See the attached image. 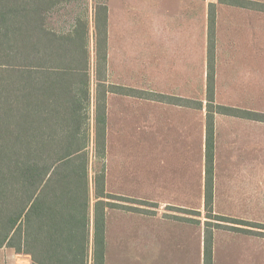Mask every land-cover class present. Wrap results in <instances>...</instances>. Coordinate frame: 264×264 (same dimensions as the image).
Listing matches in <instances>:
<instances>
[{"label": "trees", "instance_id": "obj_1", "mask_svg": "<svg viewBox=\"0 0 264 264\" xmlns=\"http://www.w3.org/2000/svg\"><path fill=\"white\" fill-rule=\"evenodd\" d=\"M79 1L88 0H0V248L29 256L31 264H104L103 172L92 181L89 177L91 144L97 158L104 156V91L95 83L91 137L87 12L66 34L48 26L55 8ZM93 9L96 79L102 78L105 64L107 13L103 3ZM209 31L207 177L213 113L264 122L250 111L212 110L213 16ZM195 108L202 109V103ZM211 258L209 237L204 264H211Z\"/></svg>", "mask_w": 264, "mask_h": 264}, {"label": "rangeland", "instance_id": "obj_2", "mask_svg": "<svg viewBox=\"0 0 264 264\" xmlns=\"http://www.w3.org/2000/svg\"><path fill=\"white\" fill-rule=\"evenodd\" d=\"M220 1L231 3L233 0ZM161 2L173 8L176 17L180 13L182 19L185 18V21L182 20V30L189 35L186 50L190 49L191 84L185 88H148L158 93L191 96L192 111L158 104L149 107V116L156 114L168 118L170 126L165 129L159 127L154 133L145 134V165L151 167L162 161L168 168L175 169V177L157 174L152 179L149 172L144 199L137 203L123 198L121 207L130 211L136 203L143 206L145 229L150 233L158 236L160 229L168 228L171 236L166 251L170 264H204L205 241L209 237L212 245L211 264H264V196L258 199L252 186V178L257 177L256 169L259 166L264 168V123L217 115L212 139V172L207 177V95L204 84L211 32L209 16H216L217 9L214 8V0ZM240 2L247 7L244 13H236L233 17L249 20L250 28L240 36L221 31L222 37L217 43L219 55L216 61L214 56L212 59V72L216 69V96L212 110L217 111L215 107L224 106L239 110L237 114L250 111L264 119V32L262 35L257 32V25L264 30V26H261L264 25V13L254 10L258 5L262 8L264 0ZM86 7L85 1L60 5L50 14L49 28L66 34L77 18L84 17ZM220 10L219 18L228 16L226 6ZM212 40L214 49V32ZM90 47L89 72L92 75V43ZM199 103H202V109L195 108ZM90 154L89 177L92 181L103 172L104 162L94 155L92 147ZM209 177L212 204L207 212L205 197ZM237 179L240 183H236ZM132 236V232L127 231L123 235L126 245L111 248L109 264H118L119 257H122V264H135L136 248L135 242L130 241ZM160 242L163 243L154 240L153 246L151 241H145L144 249H139V255L144 256L146 264H153L152 260L158 264Z\"/></svg>", "mask_w": 264, "mask_h": 264}, {"label": "crops", "instance_id": "obj_3", "mask_svg": "<svg viewBox=\"0 0 264 264\" xmlns=\"http://www.w3.org/2000/svg\"><path fill=\"white\" fill-rule=\"evenodd\" d=\"M95 3L93 0L87 1L85 19L88 22L90 57L91 43L93 47L91 58L93 60V74H90L92 93L90 105L91 137L94 135L93 91L95 83L102 84L104 91V193L101 199L104 203V264H109L108 260L113 246L122 248L126 245L123 241L125 240L123 235L127 234V231L134 235L130 241L135 242V264L147 263L144 256L139 255V249H144L145 241H151L152 245L155 246L154 240L163 242H160L158 247L160 254L157 263L170 264L168 263L170 258L166 251L171 236L168 234V228L160 229L158 236L156 233H150L145 229L144 209L143 206L137 205V201L144 199L145 184L149 183V172L152 179L157 174L175 177V169L168 168L162 161L159 165L153 164L154 166L151 167L145 165L144 139L145 134L154 133L159 127L165 129L164 127L170 126L168 118L158 117L156 114L152 117L149 116L150 106L158 104L167 108L192 111L191 96H176L168 92L158 93V91L148 88L156 86L185 88L186 85L190 86L191 56L190 49L187 48L186 50V44L187 46L189 44V35L184 29L182 30V20L185 21V18L182 19L180 13L176 17V11L161 0H103L102 3L107 13L105 64L102 70V78L95 79L93 9ZM241 3L240 0H233L231 3L214 0V8L217 9L216 16H213L214 61L219 55L220 47L217 43L222 37V30L227 35L236 34V36L246 34L249 31V20L239 19L237 16L233 17L236 13H244L243 10L247 6H242ZM224 6L227 7L228 16L219 18L220 8ZM254 10L264 13V5L262 8L258 5L254 7ZM223 19H225L224 23H222ZM257 32L262 35L264 30H260L257 25ZM261 56H257V58ZM215 70L213 73L214 97L216 96ZM206 80L207 66L204 87H206ZM217 115L225 114H212V139H214L216 130ZM225 117L242 119L228 115ZM252 122L264 123L257 120ZM256 171L257 177L252 178V186L254 195L260 199L261 196H264V168L261 169L259 166ZM236 183H240V181L237 179ZM123 198L135 200L137 203L135 206L132 205L130 211L123 209L121 207L123 206ZM21 255L11 248L2 247L0 248V264H31L29 256L23 255L22 258ZM151 262L155 263L154 260ZM122 263V257H119L118 264Z\"/></svg>", "mask_w": 264, "mask_h": 264}]
</instances>
